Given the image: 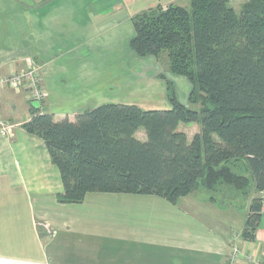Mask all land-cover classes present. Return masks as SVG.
Here are the masks:
<instances>
[{"label": "crops", "instance_id": "obj_1", "mask_svg": "<svg viewBox=\"0 0 264 264\" xmlns=\"http://www.w3.org/2000/svg\"><path fill=\"white\" fill-rule=\"evenodd\" d=\"M178 1L0 0V74L34 62L47 93L41 103L10 91L0 97V115L12 125L0 135V264H230L235 250L264 259V214L254 240L241 234L247 208L260 196L253 189L225 204L198 188L176 204L156 196L90 193L81 203L63 205L57 201L60 174L43 140L22 129L34 110L55 121H73L103 104L169 110V104L155 105L154 80L139 86L126 79L124 86L108 75L130 74L126 68L139 64L127 45L134 35L130 19ZM126 48L127 61L107 54ZM173 79L179 103L192 108L181 94L190 90L186 79ZM140 88L152 100L133 102ZM197 126L177 128L190 142L200 133ZM142 131L135 134L139 141ZM236 264L249 263L240 258Z\"/></svg>", "mask_w": 264, "mask_h": 264}, {"label": "trees", "instance_id": "obj_2", "mask_svg": "<svg viewBox=\"0 0 264 264\" xmlns=\"http://www.w3.org/2000/svg\"><path fill=\"white\" fill-rule=\"evenodd\" d=\"M188 8L155 6L132 17L129 49L137 57L167 53L168 72L187 79L186 108L167 82L169 110L103 104L73 121L32 111L22 125L43 140L60 174L58 203L87 194L156 196L170 204L198 188L223 202L264 193V0L237 14L229 0H187ZM197 123L188 142L178 131ZM143 130L145 141L135 134ZM252 200L242 237L254 240L262 218Z\"/></svg>", "mask_w": 264, "mask_h": 264}, {"label": "rangeland", "instance_id": "obj_3", "mask_svg": "<svg viewBox=\"0 0 264 264\" xmlns=\"http://www.w3.org/2000/svg\"><path fill=\"white\" fill-rule=\"evenodd\" d=\"M229 1H230V3H229L230 6L238 14L241 11V8L244 5V3H247L248 0H229ZM175 5L188 8L187 0L178 1V3H176ZM157 6H160V5H157ZM162 8L165 9L166 7H162ZM109 52L112 53V56H110V57H112L113 59L123 58V61L124 60L125 61L130 60L127 57V54L130 53L127 48L124 50L108 51L107 54ZM148 57H137L139 59L138 60L139 61L138 66L133 64V66H130V68H126L127 72H131L130 74L124 72L122 74L120 73L121 76H119V74L115 72L112 75H108L109 76L108 78H110V76L116 77V78L119 77V78L123 79L122 81H123L124 86H125L124 80H126V79H127V81L130 79L129 81H131L132 83H138L139 86H142L143 82H146L149 79L152 81L154 80V83L156 85V86H154V91H153L155 94L154 98L156 100L155 105L158 107H161V106H164L165 104L169 103L168 98H167V92H166L167 91V85H166L167 82H170L172 84L174 90H175V81L176 80H174L173 78L174 77H182V76H174L168 72V58H167L166 52L161 53L158 58H154V57H150V56H148ZM184 79H185V77H184ZM186 81H187L186 83H187L188 87H190V90H188L189 92L187 93V91H185V89L181 88L182 89L181 94H184L183 95V98L185 99L184 102L188 103L189 102V96H190L191 90H192V85L187 79H186ZM158 87L160 89H158ZM161 89L163 90L164 95L162 92H160ZM122 90L124 91L125 89H122ZM139 90H140V92H138V93H140V95H139L138 99L134 98L133 102H137V101L139 102L140 101V102H144V104H145L147 101L152 100L153 96H151V97H149L148 95L145 96V93H142L143 92L142 88H140ZM119 91H121V89H119ZM174 92L176 95V91H174ZM123 93H125V92H123ZM142 94H144V95H142ZM158 94H160V95H158ZM176 98H177V95H176ZM177 100H178V98H177ZM191 106L193 109L198 108V106H195L194 104ZM193 126H194V123L193 124H187V125L182 124V127H193ZM142 137H143V139L141 141H145V135H144L143 131H142ZM200 193L204 194L206 196H209V194L206 191L201 190ZM222 200H225V201L220 202V204H223V203L225 204L226 202L229 201V199H227L226 197H222ZM243 214H242V216H243ZM245 214H247V213H245ZM245 214H244V216H246Z\"/></svg>", "mask_w": 264, "mask_h": 264}, {"label": "built area", "instance_id": "obj_4", "mask_svg": "<svg viewBox=\"0 0 264 264\" xmlns=\"http://www.w3.org/2000/svg\"><path fill=\"white\" fill-rule=\"evenodd\" d=\"M40 67L34 62H30L25 69L19 72H13L8 74H0V97L4 91H10L12 93L23 95V98L28 103L37 102L41 103L47 96L42 84V75L40 73ZM1 105V99H0ZM12 129V125L7 123L0 115V135L7 136ZM262 202V214H264V193L260 194ZM246 259L249 264H264V259L254 260L251 255L244 257L239 255L235 250L230 257V264H236L239 259Z\"/></svg>", "mask_w": 264, "mask_h": 264}, {"label": "water", "instance_id": "obj_5", "mask_svg": "<svg viewBox=\"0 0 264 264\" xmlns=\"http://www.w3.org/2000/svg\"><path fill=\"white\" fill-rule=\"evenodd\" d=\"M35 106V105H34ZM36 107V106H35Z\"/></svg>", "mask_w": 264, "mask_h": 264}]
</instances>
